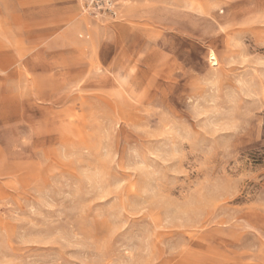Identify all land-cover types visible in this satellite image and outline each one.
Listing matches in <instances>:
<instances>
[{"label":"rangeland","instance_id":"obj_1","mask_svg":"<svg viewBox=\"0 0 264 264\" xmlns=\"http://www.w3.org/2000/svg\"><path fill=\"white\" fill-rule=\"evenodd\" d=\"M0 264H264V0H0Z\"/></svg>","mask_w":264,"mask_h":264},{"label":"built area","instance_id":"obj_2","mask_svg":"<svg viewBox=\"0 0 264 264\" xmlns=\"http://www.w3.org/2000/svg\"><path fill=\"white\" fill-rule=\"evenodd\" d=\"M90 2L98 8H103V6H111V0H90Z\"/></svg>","mask_w":264,"mask_h":264}]
</instances>
